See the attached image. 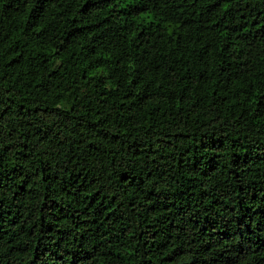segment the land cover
Returning <instances> with one entry per match:
<instances>
[{"label":"trees","instance_id":"obj_1","mask_svg":"<svg viewBox=\"0 0 264 264\" xmlns=\"http://www.w3.org/2000/svg\"><path fill=\"white\" fill-rule=\"evenodd\" d=\"M0 264H264V0H0Z\"/></svg>","mask_w":264,"mask_h":264}]
</instances>
